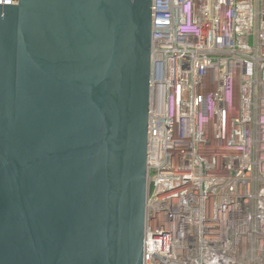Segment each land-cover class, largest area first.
I'll return each instance as SVG.
<instances>
[{
	"label": "water",
	"instance_id": "95a60500",
	"mask_svg": "<svg viewBox=\"0 0 264 264\" xmlns=\"http://www.w3.org/2000/svg\"><path fill=\"white\" fill-rule=\"evenodd\" d=\"M0 5V264H142L152 0Z\"/></svg>",
	"mask_w": 264,
	"mask_h": 264
},
{
	"label": "built area",
	"instance_id": "2783aa9c",
	"mask_svg": "<svg viewBox=\"0 0 264 264\" xmlns=\"http://www.w3.org/2000/svg\"><path fill=\"white\" fill-rule=\"evenodd\" d=\"M151 66L142 264H264V0H152Z\"/></svg>",
	"mask_w": 264,
	"mask_h": 264
}]
</instances>
